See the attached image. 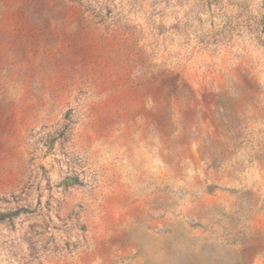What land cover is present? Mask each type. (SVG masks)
Segmentation results:
<instances>
[{
	"label": "rangeland",
	"instance_id": "1",
	"mask_svg": "<svg viewBox=\"0 0 264 264\" xmlns=\"http://www.w3.org/2000/svg\"><path fill=\"white\" fill-rule=\"evenodd\" d=\"M0 264H264V0H0Z\"/></svg>",
	"mask_w": 264,
	"mask_h": 264
}]
</instances>
